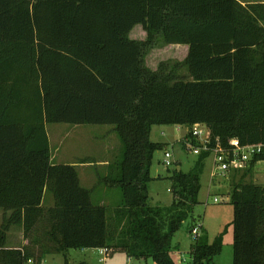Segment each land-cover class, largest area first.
Here are the masks:
<instances>
[{
    "label": "trees",
    "instance_id": "1",
    "mask_svg": "<svg viewBox=\"0 0 264 264\" xmlns=\"http://www.w3.org/2000/svg\"><path fill=\"white\" fill-rule=\"evenodd\" d=\"M137 24L144 39L129 36ZM172 43L188 45L184 59L146 66L149 50ZM48 123L113 125L122 153L98 180L121 192L110 217L74 165L51 163ZM195 123L210 145L264 143V1L0 0V264L99 247L176 264L172 237L198 202L210 152L189 172L174 169L172 202L152 205L150 166L162 144L150 132ZM262 157L233 174L232 264H264V184L252 180ZM13 225L23 231L20 249L5 247ZM205 238L193 239L189 264L221 251L222 234Z\"/></svg>",
    "mask_w": 264,
    "mask_h": 264
},
{
    "label": "rangeland",
    "instance_id": "2",
    "mask_svg": "<svg viewBox=\"0 0 264 264\" xmlns=\"http://www.w3.org/2000/svg\"><path fill=\"white\" fill-rule=\"evenodd\" d=\"M257 1V0H251ZM264 1V0H263ZM129 36L135 39H144L146 34L140 24L135 25L129 32ZM184 59L181 47L157 45L149 50L144 61L147 67L156 70L159 63L172 64L174 61ZM181 73H186L185 68H178ZM183 125H153L150 138L161 143L152 157L150 166L151 181L148 184V194L152 205H169L173 195L170 192V173L174 170L189 172L193 169L198 157L190 149L183 148L182 136L187 132ZM46 132L50 140L51 153L58 155L55 162L60 158L72 157L70 160L82 162L84 158H92V162L112 159L114 161L122 153V145L113 125L109 124H68L48 123ZM171 153V165L163 163L164 152ZM212 154L204 160V167L200 175V190L198 202L193 206L190 215L181 223L174 233L171 241L172 256L176 264H189V253L193 237L190 229L198 227L199 234L206 236L207 242L222 234L221 251L211 258L209 262L202 264H232V225L233 207L230 203L233 174L235 168L225 174L216 173L212 165ZM107 167L93 163L86 170L79 168L91 175L90 179L82 177L81 185L92 189L91 201L93 204L104 205L108 208L107 217L121 200V192L116 186H107L103 182L94 181L96 177H103ZM254 181L264 184V163L259 161L254 166ZM97 174V176H96ZM95 182V183H94ZM94 183V184H93ZM91 187V188H90ZM51 197V195H49ZM217 197L218 201H214ZM2 217L0 216V222ZM86 261L90 264H100L99 254L96 248H71L65 254H45L42 264H79ZM105 264H156L152 259H135L125 253L116 251L105 261Z\"/></svg>",
    "mask_w": 264,
    "mask_h": 264
},
{
    "label": "built area",
    "instance_id": "3",
    "mask_svg": "<svg viewBox=\"0 0 264 264\" xmlns=\"http://www.w3.org/2000/svg\"><path fill=\"white\" fill-rule=\"evenodd\" d=\"M189 137L198 142L193 144L191 138H185V143L192 150L193 153L198 154L202 150L209 151L212 154V165L216 173L225 174L234 168H243L249 161L255 157H260L264 154V143L247 144L232 149H224L218 141L211 144L210 134L207 129L199 124L195 123L188 128ZM264 163V157L257 160V162ZM256 162V163H257ZM163 163L169 166L171 162V153L169 151L164 152ZM214 201L217 202V197H214ZM191 234L193 239L197 238L199 234L198 227L191 228ZM99 254V263L105 264L108 259V249L106 247L96 248ZM32 260L28 259L27 264H31Z\"/></svg>",
    "mask_w": 264,
    "mask_h": 264
},
{
    "label": "crops",
    "instance_id": "4",
    "mask_svg": "<svg viewBox=\"0 0 264 264\" xmlns=\"http://www.w3.org/2000/svg\"><path fill=\"white\" fill-rule=\"evenodd\" d=\"M239 1L241 3H243V4L244 3H247V2H252L251 0H239ZM257 1H263V0H257ZM144 33H145V31H144ZM167 45L168 46H174V47H181V49L184 52V58H185V56L187 54V51H188V45L187 44L172 43V44H167ZM150 134H151V132H150ZM47 136H48V134H47ZM48 139H49V137H48ZM49 147H50V140H49ZM50 154H51L50 160H51V163L52 164H70V165H74L75 168H76V170H77L80 183H81L82 177H84L85 180H88V179H90L91 175L89 173L85 172V171H84V174L81 172V175H80V172L78 171L79 168H83V170H86L93 163L99 164V165H103L104 167H107L108 168V164L112 162V159H110V160L109 159H103L102 161L92 162V160H94V159H92V158H84L82 160V162L79 163V162H77V160H70L72 157L67 156L66 158H60V159L57 160V161H66V162H58L57 163L54 160H55V158H57L58 155L54 154L53 151L51 153V149H50ZM254 169H253V172H254ZM104 172H105L104 174L107 173V169L106 168H105ZM96 176H97V174H96ZM100 178L101 177H99V175H98V177H96L94 179V181H97ZM252 180H254L253 177H252ZM49 195H51L49 192H45L43 194V205L44 206H51L53 204L52 195H51V197H49ZM3 213H4L3 210L0 209V216L1 217H2ZM24 242H25V240L23 239V231H22V228L20 226H17V225L11 226L10 229L6 233L5 247L6 248H17V249H20L22 247V245L24 244ZM83 262H86V261H83ZM42 263H43V259H42Z\"/></svg>",
    "mask_w": 264,
    "mask_h": 264
}]
</instances>
